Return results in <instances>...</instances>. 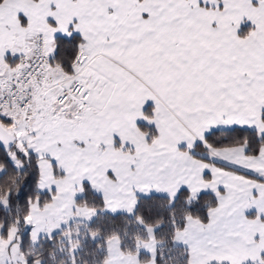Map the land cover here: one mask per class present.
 Returning <instances> with one entry per match:
<instances>
[{
  "label": "snow or ice",
  "instance_id": "snow-or-ice-1",
  "mask_svg": "<svg viewBox=\"0 0 264 264\" xmlns=\"http://www.w3.org/2000/svg\"><path fill=\"white\" fill-rule=\"evenodd\" d=\"M0 264H264V0H0Z\"/></svg>",
  "mask_w": 264,
  "mask_h": 264
}]
</instances>
